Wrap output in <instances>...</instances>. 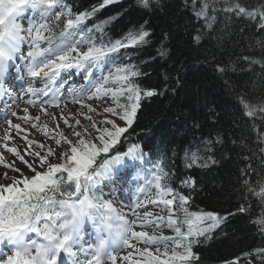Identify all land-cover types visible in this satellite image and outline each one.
<instances>
[{
	"label": "snow or ice",
	"instance_id": "obj_1",
	"mask_svg": "<svg viewBox=\"0 0 264 264\" xmlns=\"http://www.w3.org/2000/svg\"><path fill=\"white\" fill-rule=\"evenodd\" d=\"M119 2L103 0L100 7ZM135 3L141 10L152 12L160 7L161 0ZM184 6L191 8L197 21H203L193 37L197 45L203 35L201 29L214 30L220 14L225 22L247 21L256 32H264V0L255 7H247L239 0H184ZM98 10L74 13L65 0H0V105L20 107V97L12 91L16 85L8 79L10 68L14 67L15 79L23 81L19 91L36 98L28 99L26 105L38 110L30 116L29 108L24 107L25 115L17 118L53 141L48 144L47 139L36 141L24 135L27 146L22 149L3 145L16 159L5 163L0 153V166L18 175L5 172L3 178L10 183L0 184V264H118V259L125 264H199L194 248L211 241L217 229L222 232L231 216L249 212L252 198L261 209L253 223L264 241V98L254 103L238 96L243 115L252 121V130L256 132L257 152L253 156L259 160V166L253 167L252 157L245 156L248 163L237 168L240 189L246 194L237 213L220 216L191 211L196 182L187 177L180 180L178 188L172 187L163 161L153 166L152 179L139 189L142 196L127 205L128 213L113 206L114 187L109 197H104L100 186L114 180L126 158L134 162L144 160L145 153L139 145L133 144L124 153L113 149L126 133L130 134L141 100L163 93L142 89L137 78L146 73L134 65L115 63V54L122 48L150 43L148 21L123 40L105 41L103 25L108 21L93 27L85 24ZM255 47L261 50L259 57L241 55L238 60L245 61L246 67L238 69L233 64L230 70L254 71V66L259 65L264 72V38H257ZM157 52L161 58L168 55L165 46ZM215 67L221 74L229 71L219 63ZM74 75L81 76L83 83H70ZM225 85L232 87L228 80ZM93 113L101 119H93ZM10 114L17 116L15 110ZM80 117L89 125H84ZM42 118L46 122L40 123ZM257 120L261 126L256 124ZM48 122L53 124L51 130ZM7 123L18 134L28 132L21 124H12L11 120ZM213 143L202 140L203 151L212 152ZM215 143L223 140L217 138ZM200 151V147L185 151L186 168L219 164L215 156H201ZM101 156L103 159L98 162ZM17 160L23 168L17 166ZM153 188L155 197L150 198ZM182 188L189 189L188 193L182 192ZM148 204L167 215L154 216V211L147 209ZM206 221L210 223L205 224ZM86 222L95 230V242L89 241L87 245L83 232ZM147 228L153 229L151 235L143 230ZM165 228L173 234L164 235ZM125 248L133 251L119 256ZM244 257L243 264H264V246L244 253Z\"/></svg>",
	"mask_w": 264,
	"mask_h": 264
},
{
	"label": "trees",
	"instance_id": "obj_2",
	"mask_svg": "<svg viewBox=\"0 0 264 264\" xmlns=\"http://www.w3.org/2000/svg\"><path fill=\"white\" fill-rule=\"evenodd\" d=\"M101 0H66L73 12H92ZM247 7H255L262 0H239ZM113 18V19H109ZM147 20L150 43L121 49L115 54L117 62L134 65L142 73L137 83L142 89L162 92L141 100V108L130 134H125L117 147L138 142L140 150L163 161L170 174V185L179 187L180 180L190 177L196 182V191L190 201L191 211L214 212L227 215L237 213V206L244 203L246 195L237 180V168L244 167L252 157L253 167L259 160L256 132L252 121L243 115L238 96L251 102L264 98V72L259 65L254 71H231L233 64L239 69L246 62L241 55L259 57L261 50L255 47L257 38L264 32H256L247 21H223V14L214 30L201 29L203 35L197 45L193 37L203 21H197L184 0H161L160 7L145 12L136 6L135 0H120L101 7L85 24L103 25L105 41L123 40L130 32ZM227 23V27L225 24ZM243 27L244 31L239 29ZM98 34V32L96 33ZM251 45V47H250ZM165 46L166 58L157 50ZM219 63L229 71L221 74L215 65ZM165 76L168 77L165 80ZM225 80L232 87L225 85ZM261 126L259 120L256 121ZM217 138L223 143H215ZM202 140H212L213 151H203ZM237 143H233V141ZM201 148V156H215L219 164L211 168H186L185 151ZM185 194L189 189H180ZM253 207L247 213H237L229 218L223 231L217 229L213 239L198 245L194 251L199 264H226L233 259L243 263L244 253L264 246L259 230L253 223L261 212L257 201H249ZM251 217V218H250Z\"/></svg>",
	"mask_w": 264,
	"mask_h": 264
},
{
	"label": "rangeland",
	"instance_id": "obj_3",
	"mask_svg": "<svg viewBox=\"0 0 264 264\" xmlns=\"http://www.w3.org/2000/svg\"><path fill=\"white\" fill-rule=\"evenodd\" d=\"M98 8V7H96ZM78 79L76 78L75 82L77 81ZM80 83H83V82H80ZM89 103H93V102H89ZM56 111H59V109H55ZM24 113V112H22ZM37 113V109L35 108H30L29 109V112L28 114L31 116V115H35ZM93 115V119H96V120H99L101 119V117L99 116H96L94 113L92 114ZM105 115H108V114H105ZM80 119L82 120V122L84 123V125H89V122L87 120H84L83 117H80ZM14 122V119L12 121V123ZM46 121L43 120L42 118V121L40 123H44ZM19 123V121H18ZM49 123V130H51V128L53 127V124L51 122H48ZM118 123H122V122H119ZM62 124V122H61ZM109 128L111 127L110 125L108 126ZM26 129H28L29 132H32V134H26V133H20V137L18 136H15L13 133H10L8 136L10 137L8 140H2V134H0V141H5V144H7L9 147H18V148H24L26 147L27 145L25 144L24 140L22 139V136L24 135H28V139H34L36 141H44L47 139V143L48 144H52L53 141L51 139H48V138H45L43 136V134L35 129H31L29 126L26 127ZM0 153H3V160L4 162H10V161H13L14 159H16L15 157H13L10 153H7L3 147V145H0ZM28 159H31L30 157H27ZM56 162V161H54ZM17 166L18 167H24L23 165H21L19 163V161L17 160ZM6 170V172H8V175L11 174V176H17L18 174H15L14 172H11L10 173V170L6 169L5 167L3 166H0V178L3 177V172ZM25 171H27V169L25 168ZM4 181H0V183H3ZM220 216H225L223 214H219ZM207 223H210V222H205V224ZM138 231V229H136ZM147 231H149V233H153V229L152 228H147ZM119 264H125V262L123 260H119L118 261Z\"/></svg>",
	"mask_w": 264,
	"mask_h": 264
}]
</instances>
